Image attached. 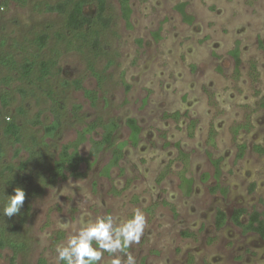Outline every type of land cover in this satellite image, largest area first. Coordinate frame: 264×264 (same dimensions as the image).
Here are the masks:
<instances>
[{"label": "rangeland", "instance_id": "rangeland-1", "mask_svg": "<svg viewBox=\"0 0 264 264\" xmlns=\"http://www.w3.org/2000/svg\"><path fill=\"white\" fill-rule=\"evenodd\" d=\"M61 1L0 0V58L12 54L21 64L63 50L45 82L37 71L26 79L0 63V230L25 245L16 264L41 258L62 264L67 255L71 264H83L81 252L90 245L97 264H264L260 235L245 234L231 220L215 226L218 208L229 216L236 207L256 209L264 218V154L253 149L264 146V0H130V25L119 0H106L111 22L100 29L99 52L73 36L66 13L47 9ZM88 2L86 9L96 11V0ZM183 4L191 21L181 13ZM41 33L49 35L43 50L35 42ZM75 79L97 90L96 105L71 84ZM4 90L11 93L7 107ZM55 108L61 126L46 136ZM176 111L180 118H168ZM130 117L142 127L141 140L124 148L110 172L104 167L113 147L107 146L96 163L80 165L82 176L49 179L62 146L78 131L115 119L117 144L129 137ZM10 122L20 126V142L5 133ZM239 125L244 128L235 133ZM103 133L98 126L79 147L90 162L89 139ZM242 143L247 149L239 158ZM218 158L219 181L212 164ZM182 175L193 178L190 195L180 187ZM22 192L21 213H11L8 207ZM13 255L2 249L0 264H11Z\"/></svg>", "mask_w": 264, "mask_h": 264}, {"label": "trees", "instance_id": "trees-1", "mask_svg": "<svg viewBox=\"0 0 264 264\" xmlns=\"http://www.w3.org/2000/svg\"><path fill=\"white\" fill-rule=\"evenodd\" d=\"M20 3L26 2V0H15ZM97 9L96 11L87 10L86 6L89 3L88 0H63L55 5H47V9L50 11H57L61 13H66V27L73 32V36L76 39H79L83 42V44L88 45L94 52H99L101 49V28H107L110 25L111 19L105 15L106 12V0H96ZM121 6L122 17L127 21L130 25V18L132 14V7L130 0H119ZM183 14L186 18L189 16L184 11V4L182 5ZM49 35L47 33H41L36 36L35 42L38 46L39 50H43L48 46ZM4 41H2V44ZM74 45V40H68V48ZM62 49L60 47H56L52 51V55L48 59H29L26 58L23 60L21 64L15 59L12 54H5L0 58V63L6 67H8L12 71H19L23 78H30L35 71H37V80L39 82H45L48 80L50 76L54 74V69L58 65V58L62 54ZM237 54V53H236ZM240 59L237 54V65H239ZM92 74L98 79L99 85L103 82L102 75L96 71L94 64L90 63L89 66ZM238 71V67L236 69ZM10 77H6L3 79L4 84L8 85ZM71 84L77 89H83L85 96L89 98L91 104L96 105L98 101V92L97 90L87 89L82 86L81 79H75L71 82ZM127 88H130V85L127 84ZM10 92L4 90V93L1 94V101L3 107H7L10 104ZM49 95L53 101V104H57L56 99L49 92ZM54 106V105H53ZM76 108H80V105H75ZM56 109V108H55ZM54 113V120L45 126L46 136H54L61 126L60 115L57 112V109ZM174 117H179L178 113L174 114ZM41 122L39 119V115L35 120V124ZM128 125L131 128V139L134 144H137L139 141V134L141 131L140 125L137 123L135 118H130L128 120ZM98 126H102L104 129V133L102 134L100 139H95L94 137H90V141L92 143L90 154L95 156V159L98 153L105 145L113 146L114 145V132L118 128V122L115 119H112L108 122H101V120H96L82 130L78 131V137L71 142L64 144L59 152L58 158L55 159L54 165L50 170L49 179L52 182H57L59 179H63L68 177L66 174L68 172L69 176L79 177L84 173L80 171V165L83 162H88L90 165H93L94 162H90L89 157H85L80 152V145L87 139V135L96 130ZM194 126V122L191 124ZM5 133L7 135H12L15 138V141L20 142L22 140L21 128L15 122H10L5 127ZM126 142L121 143L120 145L115 146L113 149L114 157L111 159V162L106 166L107 170L114 165H116L119 159L122 156V148L124 147ZM241 152L239 154L240 157L243 156L245 145L241 146ZM256 150L260 152H264V147L257 146ZM1 158V153H0ZM220 159L214 161V164L217 168L216 176H219L221 171L219 168ZM23 165H25L23 163ZM183 176V175H182ZM186 181L187 193L191 190L192 180L184 178ZM24 192L20 193L16 196L14 202L8 207V210L11 213L20 212V207L24 202ZM30 207H26V211H29ZM21 213V212H20ZM18 213V214H20ZM246 213L244 208H237L234 210L232 215V220L238 226L242 227L244 232L255 231L264 237V220L261 218V214L258 211H254L249 215V220L244 222L242 220V215ZM24 214H22L23 216ZM226 222V213L223 210H218L216 215V224L217 227H222ZM9 247L13 249L14 255L11 258V264H16V256L17 254L24 249L25 245L23 243H18L12 240L5 232L4 229L0 230V256L1 250ZM81 256L83 259V264H97L98 263V254L96 248L93 245L88 246L81 252ZM62 264H71V256H63ZM37 264H46V260L44 258L39 259Z\"/></svg>", "mask_w": 264, "mask_h": 264}, {"label": "flooded vegetation", "instance_id": "flooded-vegetation-1", "mask_svg": "<svg viewBox=\"0 0 264 264\" xmlns=\"http://www.w3.org/2000/svg\"><path fill=\"white\" fill-rule=\"evenodd\" d=\"M182 14H183V12H181ZM186 13V12H185ZM184 15V14H183ZM191 18V17H190ZM188 21H191L190 19H188ZM240 52H241V50H240V48L239 47H236L233 51H232V55L234 56V59H235V70L237 69V67H238V71H239V67H240V64H241V57H240ZM238 54V57H239V59H240V63H239V65H237V54ZM237 72V71H236ZM176 113H178V116L179 117H174V114H176ZM165 115V114H164ZM180 116H181V113H180V111H176V112H174V113H171V114H168V118H175V119H178V118H180ZM130 118H135V117H130ZM130 118H128L127 119V121H126V123L128 122V120L130 119ZM136 120H137V118H135ZM194 122V126L192 127L191 126V124ZM137 123L139 124V122H138V120H137ZM196 124H197V122H196V120H194V119H191L190 120V122H189V129H191V130H193V129H195L194 127L196 126ZM118 125H119V123H118ZM128 127H129V137H128V139L127 140H125V141H121V142H118L117 144L114 142V145L113 146H109V145H105L102 149H101V151L105 148V147H113V149L115 148V146H117V145H120L121 143H123V142H126L125 143V145H124V147L122 148V156H121V158L119 159V161H118V163L116 164V165H118L119 163H120V161L122 160V158L124 157V148L126 147V146H128V145H130V146H138V144H139V142H140V140H141V132H142V127H141V125H140V127H141V131H140V134H139V141L137 142V144H134L133 143V141H132V139H131V128H130V126L128 125V123L126 124ZM120 126V125H119ZM119 126H118V128H119ZM118 128L116 129V131L114 132V135H113V137H114V139H115V135H116V132H117V130H118ZM242 128H244L243 127V125H239V126H237V128L235 129V133H237L238 131H240V129H242ZM191 134H192V132H191ZM242 145H245V150H244V154H245V151H246V149H247V145L245 144V143H242V144H239V147H238V149H239V151H238V156H239V154H240V152H241V146ZM257 146H261V147H264V146H262V145H254L253 146V149L257 152V153H259V154H264V152H260V151H258V150H256V147ZM113 149H112V157H111V159L114 157V155H113ZM100 151V152H101ZM244 154H243V156H244ZM179 155H181V160H187V156H188V154H186V153H184L183 151H179ZM242 156V157H243ZM239 158H241L240 156H239ZM111 159H110V161H109V163L111 162ZM218 159H220V163H219V168H220V171L222 172V170H221V158H218ZM215 160H217V159H212V164L214 165V178L217 180V181H219V178H220V175H221V173H220V175L219 176H216V171H217V168H216V166H215V164H214V161ZM95 161V162H94ZM93 162L94 163H96L97 162V159H94L93 160ZM108 163V164H109ZM107 164V165H108ZM106 165V166H107ZM116 165H114V166H116ZM106 166L104 167V169L106 168ZM113 167V166H112ZM111 167V168H112ZM110 168V169H111ZM109 172H110V170H109ZM109 172H108V174H109ZM184 178H187V179H191L192 180V184H191V190H190V192L189 193H187V189H186V186H184L185 184H184V182H183V179ZM193 178H190V177H188V176H185V175H183V176H181V183H180V187L184 190V192L187 194V195H190L191 193H192V191H193ZM221 190H223V189H221ZM222 192H226V191H222ZM237 208H244V207H236V208H234V210L235 209H237ZM221 208H218L217 210H216V214H215V226H216V228H218V229H221V228H223L226 224H227V222H228V220H231L233 223H234V225H236V226H238L237 224H235V222L232 220V215H233V213H234V210H233V212H232V214L229 216L223 209H221V210H223L225 213H226V222H225V224L222 226V227H217V224H216V215H217V213H218V210H220ZM245 210H246V213H244L243 215H242V220L244 221V222H247L248 220H249V215L252 213V212H254V211H258V210H256V209H254L253 211H251V212H249L246 208H244ZM260 214H261V218L264 220V218H263V213L262 212H260V211H258ZM246 217V218H245ZM238 227H240V226H238ZM241 229H242V231L244 232V230H243V228L242 227H240ZM245 234H248V233H255V234H258V235H260L258 232H255V231H248V232H244ZM186 235H188L189 233H185ZM260 237H262L263 239H264V237L262 236V235H260Z\"/></svg>", "mask_w": 264, "mask_h": 264}]
</instances>
